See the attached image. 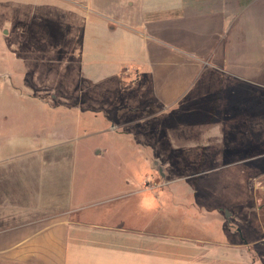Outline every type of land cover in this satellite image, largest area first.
I'll use <instances>...</instances> for the list:
<instances>
[{"label":"rangeland","instance_id":"obj_1","mask_svg":"<svg viewBox=\"0 0 264 264\" xmlns=\"http://www.w3.org/2000/svg\"><path fill=\"white\" fill-rule=\"evenodd\" d=\"M75 1L0 0V142L17 145L52 126L59 111L45 112V101L70 116L58 122L65 153L49 157H60L75 199L49 213L99 219L113 211L124 226L148 230L156 196L190 194L194 205L181 221L191 228L202 219L203 234L218 238L213 219L222 213L238 230L257 232L258 210L264 212V80L202 71L189 75V88L169 91L181 98L165 105L149 76L118 77L114 66L81 58ZM191 228L178 224L181 232ZM10 256L0 254V264H29Z\"/></svg>","mask_w":264,"mask_h":264},{"label":"crops","instance_id":"obj_2","mask_svg":"<svg viewBox=\"0 0 264 264\" xmlns=\"http://www.w3.org/2000/svg\"><path fill=\"white\" fill-rule=\"evenodd\" d=\"M75 4L81 11V58L89 59V65L114 66L118 77L140 81L149 76L154 88L164 91L165 105L181 98L178 91H169L189 88V75L202 71L227 70L250 84L264 80V0ZM44 108L59 111L45 132H34L17 145L0 142V254L29 264H264L263 210H258L262 222L257 232L238 230L222 213L215 215L218 238L203 234L208 227L202 219L192 228L181 221L194 205L190 194L156 196V216L148 230L124 226L113 211L99 219L50 214L51 208L73 201L75 193L73 180L61 174L60 157H49L50 151L65 153L66 143L57 140L63 127L58 122L70 116L49 101ZM64 109L69 115L70 108ZM178 224L195 233L181 232Z\"/></svg>","mask_w":264,"mask_h":264},{"label":"water","instance_id":"obj_3","mask_svg":"<svg viewBox=\"0 0 264 264\" xmlns=\"http://www.w3.org/2000/svg\"><path fill=\"white\" fill-rule=\"evenodd\" d=\"M161 174H162V176L164 177V174L162 173V170H161Z\"/></svg>","mask_w":264,"mask_h":264},{"label":"built area","instance_id":"obj_4","mask_svg":"<svg viewBox=\"0 0 264 264\" xmlns=\"http://www.w3.org/2000/svg\"><path fill=\"white\" fill-rule=\"evenodd\" d=\"M264 190V189H263Z\"/></svg>","mask_w":264,"mask_h":264},{"label":"flooded vegetation","instance_id":"obj_5","mask_svg":"<svg viewBox=\"0 0 264 264\" xmlns=\"http://www.w3.org/2000/svg\"><path fill=\"white\" fill-rule=\"evenodd\" d=\"M263 210V209H262Z\"/></svg>","mask_w":264,"mask_h":264}]
</instances>
